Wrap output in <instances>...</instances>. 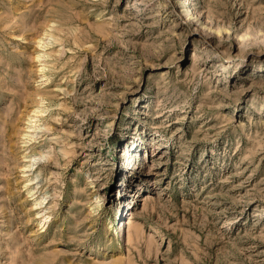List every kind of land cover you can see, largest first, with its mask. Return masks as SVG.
I'll return each mask as SVG.
<instances>
[{"label": "rangeland", "instance_id": "rangeland-1", "mask_svg": "<svg viewBox=\"0 0 264 264\" xmlns=\"http://www.w3.org/2000/svg\"><path fill=\"white\" fill-rule=\"evenodd\" d=\"M0 264H264V0H0Z\"/></svg>", "mask_w": 264, "mask_h": 264}, {"label": "bare ground", "instance_id": "bare-ground-1", "mask_svg": "<svg viewBox=\"0 0 264 264\" xmlns=\"http://www.w3.org/2000/svg\"><path fill=\"white\" fill-rule=\"evenodd\" d=\"M223 70H225V68L223 67Z\"/></svg>", "mask_w": 264, "mask_h": 264}]
</instances>
